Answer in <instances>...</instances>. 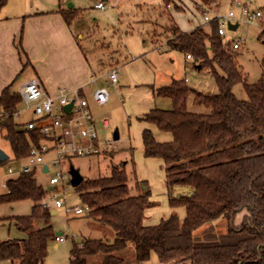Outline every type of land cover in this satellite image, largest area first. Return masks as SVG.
<instances>
[{
	"label": "trees",
	"instance_id": "obj_1",
	"mask_svg": "<svg viewBox=\"0 0 264 264\" xmlns=\"http://www.w3.org/2000/svg\"><path fill=\"white\" fill-rule=\"evenodd\" d=\"M200 1L211 8L218 0ZM6 3L0 0V13ZM55 11L69 25L77 15L72 8ZM218 28L217 21L190 32L174 22L165 27L168 47L191 54L196 67L213 75L218 91L194 89L186 79L151 85L154 95L172 100L173 107L153 108L140 118L173 135L172 141L160 142L146 128L143 149L146 157L163 160L170 206L185 207L184 219L173 211L159 223L146 225L145 211L156 204L148 185L140 182L146 189L131 194L125 164L113 163L109 176H84L75 188L89 207V217L110 227L113 237L85 238L74 244L70 264H147L153 253L158 264H264V71L250 83L239 65L237 49ZM18 47L22 50L21 42ZM29 64L24 63L23 70ZM239 83L247 99L234 93ZM12 84L0 95V127L6 130L15 160L23 162L31 147L47 136L40 130H25V123L15 119L22 97ZM191 95L194 105L204 110L189 109ZM5 186L0 204L28 199L33 208L30 215L0 218V224L10 219L27 234L0 240V262L45 264L49 243L57 236L51 224L39 226L51 214L45 203L47 191L37 183L35 170L7 179ZM176 186L189 187L191 192L176 195ZM222 222L226 231L217 227Z\"/></svg>",
	"mask_w": 264,
	"mask_h": 264
},
{
	"label": "rangeland",
	"instance_id": "obj_2",
	"mask_svg": "<svg viewBox=\"0 0 264 264\" xmlns=\"http://www.w3.org/2000/svg\"><path fill=\"white\" fill-rule=\"evenodd\" d=\"M98 1L7 0L1 10V15L5 14L8 17L50 11L60 7L76 10L77 15L70 25L80 43L82 58L87 59L92 66L98 80L100 79V86L108 88L110 92V99L106 104L98 105L92 102L96 119L108 118L111 121V126L107 130L100 131L99 134V145L103 151L96 155L73 157L71 163L63 161L60 166H51L49 172L44 173L41 166L35 170L37 183L47 191L45 202L48 208L50 211H56L48 218L42 219L39 226L51 224L56 232L66 236L62 242L50 241L45 264H70L71 249L74 244L81 243L85 238H112L114 234L110 227L91 219L87 210L81 215L70 211L69 209L75 206L85 208L80 193L72 186L66 187L63 181L52 185L50 179L60 171L69 172L71 164L87 178L109 176L112 164L123 162L129 178L131 194L136 192L138 181H144L152 188L150 198L156 204L146 209L145 223H159L161 218L168 215L170 203L165 190L167 187L163 181L165 170L162 161L157 160L153 166L149 165L147 162L149 158L145 157L141 148L144 121L140 120V110L147 98L146 94L149 91L153 101L160 103L166 100L171 104L172 101L168 98L156 95L154 97L150 88L151 85L155 87L167 85L172 79H186L192 88L204 92L218 91L213 75L206 68L199 69L193 60L187 59L184 52L170 49L167 45L169 34L165 32V27L173 22L177 23L183 32L191 30L199 23L204 22L207 26L204 21V12L197 6L199 0H171L169 5L164 0H107L105 7L101 9L94 7ZM247 1L218 0L211 8L220 14H227L232 10L236 17L241 19L242 5ZM70 4L72 7L69 6ZM252 7H262L264 11V0H255ZM210 15H212L211 12ZM262 26H264V17L251 24L241 20L235 30L225 27V40L239 43V48L236 50L238 62L250 83L257 82L264 71L261 65V59L264 56V38H260ZM131 60L140 74H133L128 71V67H124V63ZM116 66H118L120 82L118 87L111 84L109 80V72ZM144 68L150 70L153 75L151 76ZM149 78L152 79L151 82L143 84L148 82ZM25 81L20 75L12 84V90L19 91L21 84ZM141 83L143 85H138ZM135 84L138 86L136 87ZM97 87L95 86L94 89L96 90ZM233 91L238 98L247 99V93L241 83L235 85ZM171 105L173 107V103ZM189 109L202 111L204 107L194 105L193 95H191ZM31 116L32 114L23 110L21 106V112L16 120L26 123ZM116 130L120 135L117 140L114 139ZM5 134L6 130L0 127V149L8 156L7 161L0 162V194L6 191L7 179L18 176L22 163L15 160ZM54 156L55 152L51 151L45 159L50 160ZM10 166L15 168L14 173L9 171ZM137 184L139 187L140 182ZM50 187L55 188L50 190ZM143 187L146 186L141 185V188ZM56 199L63 202L62 207H56ZM32 208L33 201L28 199L11 204H0V218L30 215ZM176 213L179 217L185 215V207H179ZM239 221L240 218L237 219V222ZM218 224L219 231H226L223 222ZM26 236L25 232L16 227L14 221L7 219L1 222V240L22 239ZM149 263H159L155 253L152 254ZM0 264H11V262L1 261Z\"/></svg>",
	"mask_w": 264,
	"mask_h": 264
},
{
	"label": "crops",
	"instance_id": "obj_3",
	"mask_svg": "<svg viewBox=\"0 0 264 264\" xmlns=\"http://www.w3.org/2000/svg\"><path fill=\"white\" fill-rule=\"evenodd\" d=\"M219 3L220 2H218V5ZM55 10L57 9L18 15L15 17H8L0 13V95L2 91L8 85L14 83L20 75L23 76V81L37 77L42 81L48 92L54 96L58 95L60 88H66L69 92H74L75 90L79 91L82 97L88 99L90 109L95 117L96 113L92 102H96L93 98V92L95 91V86H100V79L98 80L97 75L87 59L84 57L82 58V52L79 47L80 43L71 25L67 24L63 16ZM200 26H205L204 22L199 23L196 27L186 32H190ZM20 42L22 50L18 47ZM192 60L194 62V59ZM28 61H30V64L23 70L24 63ZM141 66H143V64ZM124 67H128V71L133 74H140V71L133 65L132 60L124 63ZM113 68L117 69L118 66L112 67L111 69ZM144 70L148 71L151 76L153 75L147 68H144ZM151 80L152 79L149 78L148 82L143 84L150 83ZM143 84L141 83L138 85ZM138 85L135 84L136 87ZM114 86H120V82L118 85ZM151 92L155 97L152 89ZM146 95L147 98L140 110V118L153 108L167 109L172 107V103L169 104L170 102L166 100H162L163 102L160 103H158V101H153L149 91ZM33 117L32 114L31 118L28 120L33 119ZM96 121L99 123V120L96 119ZM146 128L151 129L155 138L160 142H169L173 140V135L171 133L161 131L157 126L144 121L141 147L143 154V131ZM100 131H103V129ZM157 160L162 161L164 168V162L160 158H149L147 162L149 165L153 166ZM44 166L42 167L43 172H48V169L46 171L44 170ZM163 181L165 182V172ZM139 182L142 181H138L137 183ZM137 183L136 192L133 193L134 195L140 192L141 185L138 187ZM148 187L152 193V188L149 184ZM52 189H54V187H52ZM141 189H146V187ZM165 190L168 195L167 188H165ZM189 192H191L189 187L176 186L174 188V193L176 195ZM178 208H172L170 206L166 217L170 216L173 211H177ZM185 215H181L180 219L183 220ZM56 246H58V244H56Z\"/></svg>",
	"mask_w": 264,
	"mask_h": 264
},
{
	"label": "built area",
	"instance_id": "obj_4",
	"mask_svg": "<svg viewBox=\"0 0 264 264\" xmlns=\"http://www.w3.org/2000/svg\"><path fill=\"white\" fill-rule=\"evenodd\" d=\"M107 0H99L94 7L101 9L106 5ZM255 0H248L242 5L241 19H238L235 13L231 10L227 14H220L209 6L204 5L200 0L197 6L204 13V21L209 24L213 21L219 23L218 32L221 35L225 34V27L229 24L239 21L246 23H254L258 19L264 17L262 7L253 8L252 4ZM210 12L212 15H210ZM235 49L239 48L238 42H233ZM187 58L194 59L191 54H187ZM109 80L113 85H118V72L116 68L109 72ZM19 93L22 97L23 110L33 114V119L26 121L25 130H40L47 138L43 139L39 145H33L30 149L28 157L21 163L18 175L29 173L36 170L38 166L57 167L62 164L64 159L68 157H84L100 153L99 145L100 130H107L111 126V121L108 118H101L97 123L94 114L92 113L88 99L82 97L79 91L69 92L66 88H60L58 95L54 96L44 87L42 81L37 78H31L23 82L20 86ZM93 98L98 105L106 104L110 99V92L106 87H98L93 92ZM73 101V106L69 112L65 107ZM21 106L14 112L15 119L21 112ZM3 115L0 113V116ZM55 152V156L50 160H46L45 156L51 152ZM9 171L15 172V168L10 166ZM71 176L69 172H58L50 179L52 185L58 184L60 181L66 183V187L71 185ZM55 188V187H54ZM53 190V189H52ZM56 197V196H55ZM46 203V202H45ZM47 204V203H46ZM56 207L63 206L60 199L55 201ZM73 211L76 215H81L85 210L89 211V207L75 206ZM66 238L65 235H57L55 240L62 242Z\"/></svg>",
	"mask_w": 264,
	"mask_h": 264
},
{
	"label": "water",
	"instance_id": "obj_5",
	"mask_svg": "<svg viewBox=\"0 0 264 264\" xmlns=\"http://www.w3.org/2000/svg\"><path fill=\"white\" fill-rule=\"evenodd\" d=\"M70 7H72V4L69 5ZM238 27V24L237 23H230L229 24V28L232 29V30H235L236 28ZM73 101H71L66 107H65V110L67 112H69L73 106ZM119 138V132L118 130L115 131V134H114V139L117 140ZM8 156L6 155V153L0 149V161H3L5 159H7ZM48 169V166L45 165L44 166V170L46 171ZM69 174L71 176V185L72 187L76 188L79 186V184L83 181L84 179V176L82 175V173L76 168L74 167L73 165H71L69 167ZM50 190H52V187L50 188ZM56 211L55 210H52L51 213H55ZM62 233L61 232H57V235H61Z\"/></svg>",
	"mask_w": 264,
	"mask_h": 264
}]
</instances>
